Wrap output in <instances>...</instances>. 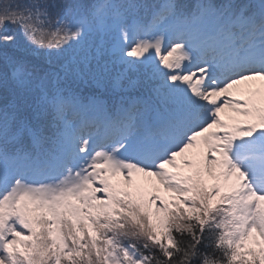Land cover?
Listing matches in <instances>:
<instances>
[{"label":"snow or ice","instance_id":"obj_1","mask_svg":"<svg viewBox=\"0 0 264 264\" xmlns=\"http://www.w3.org/2000/svg\"><path fill=\"white\" fill-rule=\"evenodd\" d=\"M0 264H264V0H0Z\"/></svg>","mask_w":264,"mask_h":264},{"label":"rangeland","instance_id":"obj_2","mask_svg":"<svg viewBox=\"0 0 264 264\" xmlns=\"http://www.w3.org/2000/svg\"><path fill=\"white\" fill-rule=\"evenodd\" d=\"M179 159V158H178Z\"/></svg>","mask_w":264,"mask_h":264}]
</instances>
